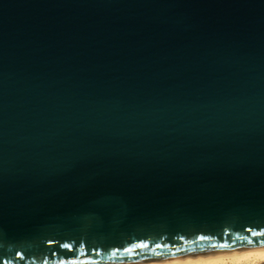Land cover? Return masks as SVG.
Returning <instances> with one entry per match:
<instances>
[{"label":"water","instance_id":"95a60500","mask_svg":"<svg viewBox=\"0 0 264 264\" xmlns=\"http://www.w3.org/2000/svg\"><path fill=\"white\" fill-rule=\"evenodd\" d=\"M259 247L264 0H0V264Z\"/></svg>","mask_w":264,"mask_h":264},{"label":"bare ground","instance_id":"6f19581e","mask_svg":"<svg viewBox=\"0 0 264 264\" xmlns=\"http://www.w3.org/2000/svg\"><path fill=\"white\" fill-rule=\"evenodd\" d=\"M133 264H264V247Z\"/></svg>","mask_w":264,"mask_h":264},{"label":"snow or ice","instance_id":"6c2138e0","mask_svg":"<svg viewBox=\"0 0 264 264\" xmlns=\"http://www.w3.org/2000/svg\"><path fill=\"white\" fill-rule=\"evenodd\" d=\"M257 243H259V242H257Z\"/></svg>","mask_w":264,"mask_h":264}]
</instances>
